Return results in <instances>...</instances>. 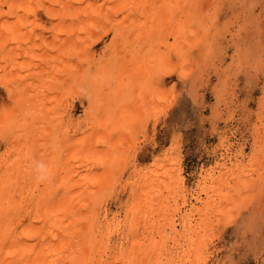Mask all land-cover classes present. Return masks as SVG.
I'll return each instance as SVG.
<instances>
[{
  "label": "bare ground",
  "instance_id": "obj_1",
  "mask_svg": "<svg viewBox=\"0 0 264 264\" xmlns=\"http://www.w3.org/2000/svg\"><path fill=\"white\" fill-rule=\"evenodd\" d=\"M245 1L252 7L256 2ZM98 2L0 0V264H206L214 215L230 226L228 216H236L227 209L242 198L254 202L252 190L264 184L253 176L255 168L264 169L261 159L256 162L264 150L257 146L264 123L255 126L249 162L238 160L245 157L243 148L237 157L220 152L223 161L201 169L192 194L174 155L179 137L164 170L143 171L144 163L132 153L136 134L149 123L154 129L167 115L174 96L166 85L170 77L200 82L195 78L224 41L218 6L225 0ZM108 33H113L109 43ZM235 42L236 66L255 72L253 58ZM99 44L107 46L100 56ZM220 86L216 101L226 90ZM261 100L264 109V95ZM75 101L83 106L82 120L73 116ZM219 110L214 114L221 115ZM258 116L262 122L264 113ZM94 117L100 121H93L88 134L87 119ZM133 125L141 129L134 135ZM75 133L77 150L68 142L63 151ZM226 142L219 148L232 149ZM127 170L139 179L121 183ZM119 186L130 190V203L114 210L107 197Z\"/></svg>",
  "mask_w": 264,
  "mask_h": 264
},
{
  "label": "rangeland",
  "instance_id": "obj_2",
  "mask_svg": "<svg viewBox=\"0 0 264 264\" xmlns=\"http://www.w3.org/2000/svg\"><path fill=\"white\" fill-rule=\"evenodd\" d=\"M244 1L245 0H238V1L237 0H232V1L225 0V2L222 5L220 4L218 6L220 9L219 24H221L220 26H222L220 27L222 31L224 30V33H223L224 35L222 34L223 35L222 40H224L225 42L222 41L221 43L219 42V44H217V47H216L217 51L212 52L211 56L209 57L210 58L209 60L211 61L210 62L208 61L207 64L206 63L204 64L203 69L201 70L202 73L200 72L198 73L202 75L197 76V79L195 78V80L196 81L199 80L200 82H198L197 85L195 83L192 85V84H189V82L187 81L178 82L175 75L171 76L169 81L166 82V85L170 87L171 89H173L174 96H173V99L169 101L167 104V105H170V107L168 108L169 111L166 110L167 112L166 111L164 112V113H167V115L164 114L160 116L159 117L160 119L158 118L160 121L158 120V122H155L156 124L153 129L152 124L151 123L148 124L150 120V115H151L150 113L148 115L149 118L147 121L148 125L146 126V130L144 131L142 129L143 131L141 133L136 134L137 135V145H136L137 149L136 151L132 153V156L136 159L137 163H140V162L142 164L144 163L143 167H146V169H144L143 171H148V172L152 171V173L161 171L162 167H163V170L165 169L163 165H166L169 162L168 153H170L171 150L174 149V148L171 149L173 144H175L173 142V139H176L179 137L177 143L175 144L177 151H175L176 153L174 152V155H179L180 157L179 158V160H181L180 170H182V176L185 178L186 187L187 189L189 188L191 190V191L189 190L191 194L193 193L192 190H194V188L197 189L196 187H198L197 184H199L200 182L201 177H199V174H200L201 169L203 167L205 170L209 169L211 168V166H213L216 163V161L217 162L223 161L220 158L221 157V155L219 154L220 152L222 151L226 153L229 152L227 154L228 156L231 157L234 155L235 157H237L236 154H239V152L243 148L245 157L242 158L239 156L238 160L239 161L242 160L243 162H249L250 160L249 157H251V155H255L254 154L255 152L254 151L255 126L259 125L261 127V125L264 123V119L261 122L258 116L259 112L262 111V113H264V109H261L260 107L261 106L260 103L263 102V100L261 99L263 98V95H264V53H261V52H264V45H263L264 39H262L264 38V33H263L264 32V0H255L256 2H254L255 3L254 7H252L249 4V2L246 3V1L245 2ZM100 2L101 0H99L98 3L100 4ZM81 5L82 3H80V6ZM247 8H251L252 10H254L255 8V11H252ZM237 9H240L242 11L240 12V10H237ZM233 10L236 11V13ZM243 11L244 13L242 14ZM245 13H246V16H245ZM260 14L261 16H259ZM227 17H230V18L226 19ZM224 19L225 21L223 22ZM246 21L250 22V24L247 25L248 26L247 28L245 27ZM252 21L256 22V23L254 22L255 26H253L254 24H252L253 23ZM258 21H259V24H261L259 26H258ZM250 27L251 29L249 30ZM250 33H252V35ZM112 36H113V33H108L107 38H106L107 43L111 41L110 38H112ZM239 36H240V39H239ZM236 39L238 40V43L242 47L241 50L248 52L247 54H249V58H253L254 62L256 63L255 68L256 67L257 68L255 72L254 70L250 72H246L244 71L243 67L236 66V64L238 65V58H236L237 57L236 42H235ZM232 43L235 46H233ZM106 47H107L106 45L105 46L101 44L97 45V49L99 50L97 51V53L99 54V56L104 53L103 49H106ZM226 49H228V52ZM100 50L103 52H101ZM222 55H224V57ZM231 56L234 57V59H232ZM259 62L261 63L259 64ZM217 64L219 66H217ZM206 65L208 68L206 67ZM251 66L250 68H252ZM223 81H226V82L228 81V83H226L227 85ZM219 84L223 85L222 88L225 87L227 91L224 89L226 91L225 92L222 89L220 94L222 95V92H223L222 96L224 98L221 97L220 101L219 99L216 101L217 89L221 88ZM237 97L240 99H238ZM87 104L89 105V103L86 102L85 105ZM217 108H219L220 110ZM216 110H219V112L221 111V115L219 116L215 115L214 113ZM72 111L74 113L73 116L75 118L79 116L81 117V120L82 118L84 119L83 112H82L83 106H81L79 102L74 103ZM94 118H91L92 120L87 119L89 121V125L91 126V130L88 131V134H93V131H92V128H94L92 125V123L94 124L93 121H96V123L100 121L99 118H96V117ZM133 127L134 128L132 129V133L134 131L135 132H138L139 130L141 131L140 126L136 127L135 125H133ZM135 132L133 133V135L135 134ZM76 134L77 133H75L73 137L69 138V141H66V143L63 144L62 146L63 151L64 149H68L67 148L68 142L70 145L69 147L73 148V150L76 149V147L78 146L80 142V141L78 142L77 140L78 138H76L77 137ZM129 139H131V137ZM225 139L228 141V143L226 142L227 145H230L232 149H228L225 147L227 150L226 151L224 150L225 148H222V146H220L221 149L219 148L221 141ZM262 140L261 142L263 144L259 142L257 146L263 147L264 149V139ZM123 142L124 141H120L119 143L123 144ZM117 148H121V147H117ZM263 151L258 152L259 158L256 160V162L260 159L262 160L260 161L262 163H259L260 165L264 164V159H263L264 152ZM111 154H113V151L111 152ZM165 154H167L168 156L167 158L164 159ZM154 162L157 163L156 168L155 166H153V164H155ZM257 166L259 165L257 164ZM251 167L252 166H250V168ZM244 168H245V165H243L242 169ZM129 171L130 170L123 171L124 175L122 173L123 178L121 180L122 181L121 183L126 184L127 181L131 182L133 180L137 181L139 179L137 178L138 176L136 177L137 179L133 178V175L128 174ZM126 173L128 174L127 177H125ZM253 176H255L254 178L261 176L263 178L262 180H264V169L255 168ZM160 179H162V177H160ZM263 187H264V184L262 182V183H259L256 187H254L255 190H252L251 192L252 195L257 194L256 197L255 196L249 197L250 199L253 198L251 200H253L254 202L251 203L249 199L245 201L244 198H242L239 201H235L238 203V204L235 203V207L230 206L227 209L226 212H229V213H231L230 212L231 210L235 211L233 215L236 216V218H233V216L231 217V215H229L230 217L228 216L226 223H228L230 226L224 227V225L221 224L222 221L219 220L220 218L218 219V216L216 217L214 215L215 218L213 217V220L216 222L213 221V224L214 225L216 224L218 227L216 225L213 226L212 224L211 229L209 230L213 237L212 236L208 237L209 239L208 240V252H207L208 257H207L206 264H218L219 261H221L223 264L225 263L226 264H264V193L263 195L261 194L262 192H264ZM118 189L114 193H111L110 191H108V193L110 192L109 193L110 196L107 197L109 199L108 204L109 205L111 204L110 207L114 210H116L117 205L120 204V202L125 204L126 202L129 201L128 203H130V190L125 191L124 188L121 189L120 186ZM198 191L200 192V187L198 188ZM190 193L188 195V198H190L189 201L192 202L193 198L191 199ZM258 194H260L261 196H259ZM202 196L205 197L204 194H202ZM114 197H116V199ZM257 202H260V203L263 202V203L261 204V206H259V208L257 206V208L253 211L252 207ZM198 205L200 204L198 203ZM252 211L254 214L255 213L256 214L253 215ZM212 214L210 213V216ZM251 214L253 217L251 216ZM237 219H238L237 222H233L234 220L236 221ZM213 258H214V261H213ZM221 262L219 264H222Z\"/></svg>",
  "mask_w": 264,
  "mask_h": 264
}]
</instances>
